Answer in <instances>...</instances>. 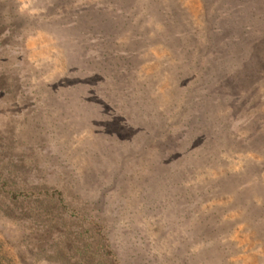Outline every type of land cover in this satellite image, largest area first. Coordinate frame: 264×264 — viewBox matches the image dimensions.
<instances>
[{
	"label": "rangeland",
	"instance_id": "374dc122",
	"mask_svg": "<svg viewBox=\"0 0 264 264\" xmlns=\"http://www.w3.org/2000/svg\"><path fill=\"white\" fill-rule=\"evenodd\" d=\"M235 7L264 33V0H0V264H264V34L209 127L187 101Z\"/></svg>",
	"mask_w": 264,
	"mask_h": 264
},
{
	"label": "trees",
	"instance_id": "16d2710c",
	"mask_svg": "<svg viewBox=\"0 0 264 264\" xmlns=\"http://www.w3.org/2000/svg\"><path fill=\"white\" fill-rule=\"evenodd\" d=\"M235 8L237 9V11L235 9H231L227 11V13L226 11L225 12L222 11V13L220 12V15L222 16L220 17V19L218 18L215 20V23L217 25L215 30H213V32L215 33H213L214 34L213 37H210V38H213L211 40V45L207 44V45H210V47L212 46L211 49H214V50L211 51V55L208 56V53L204 54L202 57H198V60L196 61L197 64L199 65L202 64L201 67H203V70L200 69L203 72V74H197V78L201 80L202 82H205V84H209V85L204 86L206 88L199 87L197 89H192L191 91H189V94L187 97V101L189 100L188 103L190 102L195 103V105L192 107V109L195 111H194V115H193L191 122L198 126L202 125L203 121H205L204 124H206L209 127L210 122L214 121L213 118L209 119V117L210 115H212L211 114L212 112L215 113V111L206 110V108H208L207 106L205 108L204 107L201 108V106L198 105L200 101L202 99L204 100L207 99V100L212 101L210 102V105H212L210 106V109H211V107L213 108L214 106L221 104L222 103L221 99L226 98L225 92H222L220 95L218 94L216 95L215 92H212V90L217 88L218 86L219 87L224 86L222 81L230 76L229 67H230V62H231L230 60H231L232 54L234 58H235V55L237 57L243 55L244 58L240 57L239 58L240 61L242 60V58L247 60L249 58V55L251 54L252 48L250 47H253V45L257 43L256 42L257 39H262L263 34H264L262 32L263 29H261L260 27L253 30V32H250L251 34L241 33L240 31L243 27H244L243 29H248V28L250 29V28H253L254 26L250 24L251 21H245L244 19L245 16L243 15V12H242L243 9L239 11L241 7L240 8L235 7ZM107 15L108 16L113 15L112 11L108 10ZM226 17L227 19L228 18L229 19L226 20ZM250 18H254V17L250 16ZM246 23H249V24H246ZM109 28L110 27L106 29H109ZM104 35L109 36L110 34H108V31H106ZM255 37H258V38L255 39ZM231 48H234V50ZM231 63L233 64V62ZM112 76H110V78L113 80ZM218 106L220 108L223 107L220 105ZM202 109L204 110L202 111ZM222 124L223 126L225 125L224 130H226V124L219 122V125H222ZM220 134H221L220 135L221 138L218 139L220 143L232 140L230 138L231 133L221 130ZM19 195L28 196L30 194H27V193L23 194L20 192ZM14 196H15V193H13V197ZM14 198H17V197H14Z\"/></svg>",
	"mask_w": 264,
	"mask_h": 264
}]
</instances>
